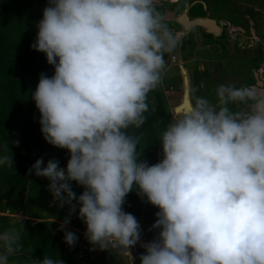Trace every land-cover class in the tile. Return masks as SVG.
Wrapping results in <instances>:
<instances>
[{
	"label": "clouds",
	"instance_id": "obj_1",
	"mask_svg": "<svg viewBox=\"0 0 264 264\" xmlns=\"http://www.w3.org/2000/svg\"><path fill=\"white\" fill-rule=\"evenodd\" d=\"M37 27L31 47L55 72L41 73L32 99L44 139L70 158L66 168L37 159L28 172L71 205L64 241H78L66 228L78 208L89 243L134 264L141 225L124 204L136 190L159 209L151 226L159 235L141 244V264H264V91L221 83L215 101L195 96L159 132L162 159L149 164L134 130L145 125L149 93L179 43L156 0H48ZM12 160L0 156V165ZM71 181L84 188L79 197ZM23 219V228L0 230V264L21 252Z\"/></svg>",
	"mask_w": 264,
	"mask_h": 264
},
{
	"label": "trees",
	"instance_id": "obj_2",
	"mask_svg": "<svg viewBox=\"0 0 264 264\" xmlns=\"http://www.w3.org/2000/svg\"><path fill=\"white\" fill-rule=\"evenodd\" d=\"M181 1L176 6L178 14L185 9L186 0ZM188 1L191 3L194 0ZM222 4H226V0ZM200 5L203 7L202 3ZM46 6L48 0H0V156H13L10 167L7 164L0 165V199L12 203L14 200L25 198L39 218L38 221H30L29 226L22 232V250L9 257L8 264H34L43 256L61 259L64 264H80L72 254L73 249L72 252L69 251L64 239L56 232L59 225L48 220V217H62L70 205L61 206L60 202L54 199L48 189L50 181L47 178L28 172L37 159H43L41 167H46L49 160H55L58 167L66 168L70 158L68 150L55 147L44 139L39 122L41 114L31 95L38 85L41 73L51 77L55 72L54 66L47 62L46 54L31 47L38 32L37 24L43 18ZM214 7L217 10L218 7ZM158 8L164 12L162 7ZM215 15L218 16V13ZM190 33L183 39H187ZM167 57L168 54L165 58ZM253 61L257 66L258 59ZM200 73L197 74L198 78ZM201 84L200 79L193 80V97L199 96ZM167 103L160 82L158 87L149 93L150 111L146 113L148 119L145 125L134 130L135 134L142 136L138 146L141 160H147L149 164L160 160L158 149L162 142L158 139L159 132L171 118ZM152 108L156 109L155 112L151 111ZM158 121L162 123L159 127H154ZM69 183L79 197L84 188L75 181ZM144 204L145 197L142 199L136 190L128 194L124 204V210L132 213L140 225L143 224ZM1 219L2 216L0 221ZM156 219L150 218L148 223L147 236L151 241L158 238L160 231L151 228ZM75 244L73 248L79 247L78 243ZM141 244L137 243L134 247L136 264H141L139 255L145 252ZM83 252L88 254L89 249H84Z\"/></svg>",
	"mask_w": 264,
	"mask_h": 264
},
{
	"label": "rangeland",
	"instance_id": "obj_3",
	"mask_svg": "<svg viewBox=\"0 0 264 264\" xmlns=\"http://www.w3.org/2000/svg\"><path fill=\"white\" fill-rule=\"evenodd\" d=\"M180 1L156 0L157 6L164 9L169 27L174 33L178 30H184L177 21L179 14L176 6ZM186 2L189 1L186 0L185 4ZM223 2L224 0H194L189 2L188 14L191 18L203 17L204 14H206L204 16H214L222 26V33L225 35L217 37L206 32L204 28L196 26L192 28L187 39H183L185 35L178 38V46L165 58L166 67L161 77V88L168 102L167 108H169L170 116L179 114V112H175V107L180 103L184 94L181 65L187 69L192 84L195 78L200 79V82L203 83L199 96L208 97L213 101H215L214 89L221 83L240 87L252 86L254 82L253 85L263 86L258 82L255 83V81L264 79V69H262L264 68V0H226V4H222ZM200 3L203 4V7ZM215 5L218 7V11L215 9ZM216 13L218 16L215 15ZM256 58L258 59L257 66L253 61ZM199 72L201 73L198 78ZM256 88L258 89V87ZM195 96L198 95H194V97L191 95L193 101ZM162 152L161 144L158 149L160 160L162 159ZM75 203L76 201L73 202V204ZM70 207L71 205L58 219L48 217V220L55 221L59 225L56 232L62 238L64 232L60 230V225L66 217H69ZM33 210L25 198L14 200L12 203L0 199V216L3 217L0 221L2 230L10 226L23 228V225L18 221L20 216L24 218L23 224L26 229L30 221L39 220L37 213ZM78 211L77 208V211L71 215L70 223L66 225V228L76 233L78 236L76 243L79 247L73 248L64 241L69 251L73 249L71 252L77 262L80 264H126L127 257L118 250H101L89 243L84 235L86 224L79 219ZM157 211L159 209L148 203L147 197H145L141 241L138 243L151 241L150 237L147 236L148 223L150 218H157L155 215ZM134 247L131 248L133 256H135ZM86 248L89 249L88 254L83 252Z\"/></svg>",
	"mask_w": 264,
	"mask_h": 264
},
{
	"label": "water",
	"instance_id": "obj_4",
	"mask_svg": "<svg viewBox=\"0 0 264 264\" xmlns=\"http://www.w3.org/2000/svg\"><path fill=\"white\" fill-rule=\"evenodd\" d=\"M190 3L186 2L185 9L182 13L178 15L177 21L183 27L184 30L175 31V34L179 38L180 36L186 35L192 30L193 27L200 26L206 30V32L214 34L215 36H220L222 34V26L219 24L218 20L209 16H198L191 18L188 14ZM181 70L183 73V97L181 103L175 107V112L181 107L185 110H190L192 106L191 100V84L187 69L181 65Z\"/></svg>",
	"mask_w": 264,
	"mask_h": 264
},
{
	"label": "crops",
	"instance_id": "obj_5",
	"mask_svg": "<svg viewBox=\"0 0 264 264\" xmlns=\"http://www.w3.org/2000/svg\"><path fill=\"white\" fill-rule=\"evenodd\" d=\"M262 69H264V68H262ZM262 69H261V70H262ZM259 70H260V69H259ZM261 70H260V71H261ZM189 78H190V77H189ZM233 82H234V81H233ZM256 82H258L259 84H262L263 86L253 85L254 82L252 83V86H254V87H258V90H260V91H264V84H263L264 79H263V78L258 79L257 81H255V83H256ZM190 84H191V86H192V81H191V80H190ZM201 85H202V88H203V83H202ZM182 97H183V95H182ZM182 97H181V100H182ZM181 100H180V103H181ZM191 100H192V98H191ZM192 102H193V100H192ZM180 103H179V104H180ZM179 104H178V105H179ZM183 110H184L183 108H182V109L180 108V109L177 110L176 112H179V113H180V112L183 111ZM85 247H86V246H85ZM87 247H88V246H87ZM86 249H88V248H86ZM134 264H136V263H134Z\"/></svg>",
	"mask_w": 264,
	"mask_h": 264
},
{
	"label": "built area",
	"instance_id": "obj_6",
	"mask_svg": "<svg viewBox=\"0 0 264 264\" xmlns=\"http://www.w3.org/2000/svg\"><path fill=\"white\" fill-rule=\"evenodd\" d=\"M173 59H175V57H173Z\"/></svg>",
	"mask_w": 264,
	"mask_h": 264
},
{
	"label": "flooded vegetation",
	"instance_id": "obj_7",
	"mask_svg": "<svg viewBox=\"0 0 264 264\" xmlns=\"http://www.w3.org/2000/svg\"><path fill=\"white\" fill-rule=\"evenodd\" d=\"M205 30V29H204Z\"/></svg>",
	"mask_w": 264,
	"mask_h": 264
}]
</instances>
